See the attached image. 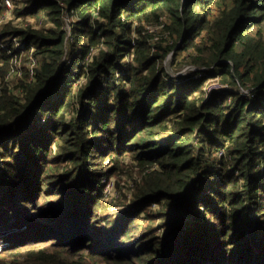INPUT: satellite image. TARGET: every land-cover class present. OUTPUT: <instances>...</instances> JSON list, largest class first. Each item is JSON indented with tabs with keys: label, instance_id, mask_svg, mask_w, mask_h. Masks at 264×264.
<instances>
[{
	"label": "trees",
	"instance_id": "16d2710c",
	"mask_svg": "<svg viewBox=\"0 0 264 264\" xmlns=\"http://www.w3.org/2000/svg\"><path fill=\"white\" fill-rule=\"evenodd\" d=\"M14 14L0 25L3 256L264 264V0H22ZM173 51L198 67L186 80L169 79ZM125 176L132 197L110 214L106 182Z\"/></svg>",
	"mask_w": 264,
	"mask_h": 264
},
{
	"label": "rangeland",
	"instance_id": "374dc122",
	"mask_svg": "<svg viewBox=\"0 0 264 264\" xmlns=\"http://www.w3.org/2000/svg\"><path fill=\"white\" fill-rule=\"evenodd\" d=\"M13 1V7L11 8H8V10L6 11V13L0 18V25H2L3 23L9 21L10 19L14 20L16 23L19 22V20L16 19L15 17V14H14V9L17 5H20V3H22V0H12ZM32 21V20H31ZM34 23V21H32ZM66 22H67V31H68V35L71 34L72 32V27L71 25H69V19L66 18ZM35 24V23H34ZM42 25H38V27H41ZM145 29H146V32H151V33H154L156 35L157 34H162V31H163V28L160 24H145ZM157 37V36H156ZM160 38V37H157V39ZM156 39V38H155ZM15 45H18L17 43H19V38H15ZM23 45L22 43L20 44V46ZM185 54L186 53H179L178 56H177V60L174 64L173 62V65H172V59H173V55L172 56H169L167 57L166 59V62H165V65L167 67V70H168V74H169V79L172 78L173 81L177 80L178 77L180 76H185L186 74H190L192 71V69H189L186 71V68L191 66V65H183V66H178L177 64L180 63V61H182V59H184L185 57ZM27 59H23V60H20L22 61L23 63L25 62L26 65L31 69L32 66H33V63L35 64L36 61H37V57L34 55V52L33 50L28 52L27 53ZM25 56V57H26ZM21 65V63H19V66ZM175 65V66H174ZM198 68V67H196ZM188 72V73H186ZM13 74H16L17 76V71ZM19 78V77H18ZM17 79V77L15 78H10L9 77V81L13 84V80ZM17 81V80H15ZM207 82L209 83V87L211 88H220V87H224L226 85L224 84H220L219 82V79L217 78H209L207 80ZM209 89V88H208ZM115 181V182H113ZM115 185V188L116 190H118V193L117 195H115L114 193H111L110 194V197L109 199H106L105 198V191H104V204L105 206L107 207L108 209V212L110 214H120L121 211H122V206L119 205V201L121 200L120 198L123 196V192L125 191L127 193V197L128 198H131L132 197V193H131V184L130 182L128 181L127 182V177H123L121 179V183H120V186L118 185V179H115V178H111L110 180H108L106 182V186L109 187V185ZM155 208V206H153ZM7 232L5 231H2L0 230V257L1 258H5L8 263H12V259L8 256H3L2 252H1V247H4L3 245H8L7 243V240L4 239V234H6ZM3 256V257H2Z\"/></svg>",
	"mask_w": 264,
	"mask_h": 264
},
{
	"label": "built area",
	"instance_id": "2783aa9c",
	"mask_svg": "<svg viewBox=\"0 0 264 264\" xmlns=\"http://www.w3.org/2000/svg\"><path fill=\"white\" fill-rule=\"evenodd\" d=\"M6 4H7L8 8L13 7V1L12 0H6ZM161 26L163 28V25H161ZM17 44H18V46H20V44H21L20 40H19V43H17ZM189 69H192L191 71L197 70L196 68H193V67L189 66V67L186 68V71L189 70ZM186 73H188V72H186ZM188 75H190V74H188ZM188 75L186 74L185 76H180V77L177 78V80L178 79L179 80H186L188 78L187 77ZM226 86H224V87H226ZM220 88H223V87H220ZM252 91H253V89L241 88L242 94L247 96L248 98H251V99L254 96V92H252ZM113 182H115V181H113ZM111 193H114L115 195H117V193H118V190H116L115 185H113V184L112 185L110 184L109 187L106 186V188H105V198L109 199Z\"/></svg>",
	"mask_w": 264,
	"mask_h": 264
},
{
	"label": "water",
	"instance_id": "95a60500",
	"mask_svg": "<svg viewBox=\"0 0 264 264\" xmlns=\"http://www.w3.org/2000/svg\"><path fill=\"white\" fill-rule=\"evenodd\" d=\"M185 34H186V33H184V36H185ZM183 38H184V37H183ZM181 40H182V39H181ZM173 53H174V51L170 54V56H172ZM190 67L196 68V67H194V66H192V65H191ZM196 69H198V68H196Z\"/></svg>",
	"mask_w": 264,
	"mask_h": 264
}]
</instances>
